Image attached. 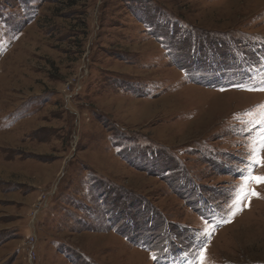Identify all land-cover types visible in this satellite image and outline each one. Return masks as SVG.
I'll use <instances>...</instances> for the list:
<instances>
[{
    "label": "rangeland",
    "instance_id": "rangeland-1",
    "mask_svg": "<svg viewBox=\"0 0 264 264\" xmlns=\"http://www.w3.org/2000/svg\"><path fill=\"white\" fill-rule=\"evenodd\" d=\"M262 87L264 0H0V264H264Z\"/></svg>",
    "mask_w": 264,
    "mask_h": 264
},
{
    "label": "snow or ice",
    "instance_id": "snow-or-ice-1",
    "mask_svg": "<svg viewBox=\"0 0 264 264\" xmlns=\"http://www.w3.org/2000/svg\"><path fill=\"white\" fill-rule=\"evenodd\" d=\"M248 90H259L264 91V87L259 89H248ZM262 109H264V105L260 106ZM259 147L252 150L251 153V163L255 166L264 167V157L261 156V152H264V136L260 139ZM251 182H255L256 184H264V176H247L245 179V184H249ZM259 198V193L255 192L254 190H250L249 198ZM205 256L203 253H201V264H204Z\"/></svg>",
    "mask_w": 264,
    "mask_h": 264
}]
</instances>
